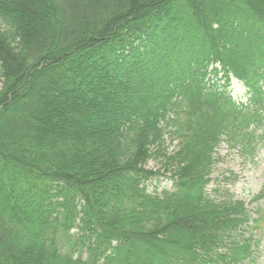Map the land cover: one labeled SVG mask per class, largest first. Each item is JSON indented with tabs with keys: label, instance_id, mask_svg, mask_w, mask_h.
<instances>
[{
	"label": "trees",
	"instance_id": "obj_1",
	"mask_svg": "<svg viewBox=\"0 0 264 264\" xmlns=\"http://www.w3.org/2000/svg\"><path fill=\"white\" fill-rule=\"evenodd\" d=\"M229 74L263 101L264 0H0V264L245 257L247 239L215 251L242 203L203 190L221 136L260 124ZM151 157L172 192H145Z\"/></svg>",
	"mask_w": 264,
	"mask_h": 264
},
{
	"label": "rangeland",
	"instance_id": "obj_2",
	"mask_svg": "<svg viewBox=\"0 0 264 264\" xmlns=\"http://www.w3.org/2000/svg\"><path fill=\"white\" fill-rule=\"evenodd\" d=\"M1 86V79H0ZM230 94L235 98L245 101L244 87L241 84L231 80L229 86ZM259 132V129L255 133ZM166 151L170 152L177 149L178 141L166 138L163 142ZM255 152L249 154V150L244 152L242 146H230L227 141L219 143L214 155V162L208 175L209 181L206 186V192L214 199L229 200L241 199L251 212V217H255V209H260L262 217L257 227H250L249 231L255 232L256 255L252 264H264V197L256 202H252L251 196L257 191H261L264 184V142H258L254 146ZM164 159L161 157L150 158L146 166L152 171L158 172L156 177L146 183L147 191H157L162 189H171L172 179L170 173L165 170L162 164ZM264 189V188H263ZM263 192V190H262ZM74 229L71 230L73 232ZM246 235V233H245ZM221 250L224 247L220 248Z\"/></svg>",
	"mask_w": 264,
	"mask_h": 264
}]
</instances>
